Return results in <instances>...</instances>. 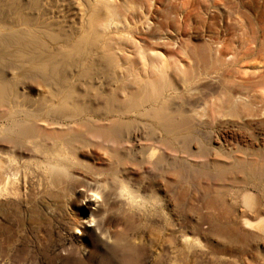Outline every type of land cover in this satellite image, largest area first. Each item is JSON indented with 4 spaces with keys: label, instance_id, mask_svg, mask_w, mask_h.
<instances>
[{
    "label": "bare ground",
    "instance_id": "1",
    "mask_svg": "<svg viewBox=\"0 0 264 264\" xmlns=\"http://www.w3.org/2000/svg\"><path fill=\"white\" fill-rule=\"evenodd\" d=\"M93 1L0 0V198L27 192V177L9 178L3 171L22 163L39 174L43 191L54 189L66 195L79 187L85 208L92 205L88 193L97 192L101 199L94 200V205L142 216L149 215L150 207L163 205L158 198L160 187L166 191L174 185L170 179L186 177L194 193L205 188L192 208L196 218L186 221L198 235L204 229L203 220L211 223L217 197L207 196L208 187L203 188L202 179L197 181L194 174L226 180L232 169L244 164L242 157L233 154L242 149L226 139L224 130L216 129L212 111L206 121L198 118L202 115L196 110L197 99L174 101L177 83L172 70L182 77L185 68L176 59H153L157 54L138 41L148 39L134 35L133 20L125 29L129 31L127 46L137 52V65L118 74L119 60L112 51L121 47L106 44V38L122 26L112 12L102 18L98 5L103 0ZM151 1L140 0L147 16ZM221 47L220 51L215 48L217 58L222 56ZM94 55L103 65L84 68L88 56L93 62ZM225 57L226 64L233 59ZM119 84L122 101L116 99ZM212 92L214 87L208 85L207 96ZM231 94L229 89L222 100L226 125L235 116V108L246 102ZM257 105L264 108L263 96ZM178 124L189 127L191 133L181 132ZM255 163L246 158V168L254 169ZM104 168L110 177L97 178ZM222 187L229 191L230 205L239 203L243 208L235 225L264 241L261 190L251 186L232 191L225 183ZM146 191L147 195L142 194ZM88 214L74 220L72 230L81 221L101 225L92 212ZM182 242L189 249L199 245L188 237Z\"/></svg>",
    "mask_w": 264,
    "mask_h": 264
},
{
    "label": "rangeland",
    "instance_id": "2",
    "mask_svg": "<svg viewBox=\"0 0 264 264\" xmlns=\"http://www.w3.org/2000/svg\"><path fill=\"white\" fill-rule=\"evenodd\" d=\"M98 8L102 18L112 12L122 26L106 38V44L121 47L119 52L112 51L119 60L118 74L124 75L127 66L137 65V52L127 46L129 31L125 29L133 20L137 28L134 35L148 39L137 40L157 54L153 59H176L185 68L182 77L172 70L177 83L174 101L197 99L202 121L212 111L216 129L224 130L226 139L236 141L242 149L233 154L242 157L244 164L232 169L223 181L194 174L197 181L202 179L203 188L208 187L206 195L217 197L211 223L203 220L204 229L195 235L186 221L196 218L192 208L205 188L194 193L186 177L170 179L174 185L166 191L160 187L158 198L163 205L150 207L149 215H124L111 207L94 205L91 198L92 205L85 208L79 187L66 195L54 189L43 191L39 174L31 166L13 163L3 171L9 178L27 177V192L17 198H0V264H264V241L235 225L243 208L239 203L231 206L229 191L222 187L225 183L227 190L236 191L255 186L264 198V108L257 105L264 97V0H153L148 16L140 0H103ZM220 46L222 56L217 58L215 48L220 51ZM231 55L232 61L223 63V57ZM94 56L93 62L88 56L84 68L103 65ZM208 85L215 92L207 96ZM119 86L116 99L122 101V84ZM229 89L231 96L246 102L237 105L235 116L226 125L222 100ZM178 125L181 132L191 133L189 127ZM192 146L196 151V145ZM231 146L235 145L231 142ZM246 158L256 162L254 169L246 168ZM100 172L97 178L110 177L106 168ZM249 192L256 195L254 190ZM89 212L101 225L97 228L81 221L78 231L72 230L74 220ZM185 237L197 239L198 247H186L182 242Z\"/></svg>",
    "mask_w": 264,
    "mask_h": 264
},
{
    "label": "clouds",
    "instance_id": "3",
    "mask_svg": "<svg viewBox=\"0 0 264 264\" xmlns=\"http://www.w3.org/2000/svg\"><path fill=\"white\" fill-rule=\"evenodd\" d=\"M123 187L121 188V192H123ZM88 196L91 197L92 200L99 201L101 199L100 195L97 194V192H89Z\"/></svg>",
    "mask_w": 264,
    "mask_h": 264
}]
</instances>
